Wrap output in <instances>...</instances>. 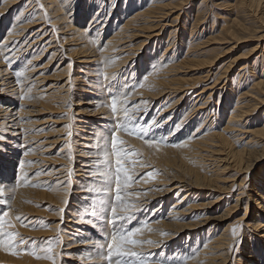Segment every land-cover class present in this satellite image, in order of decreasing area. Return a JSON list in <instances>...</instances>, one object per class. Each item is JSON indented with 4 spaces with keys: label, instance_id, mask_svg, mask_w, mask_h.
Wrapping results in <instances>:
<instances>
[{
    "label": "rangeland",
    "instance_id": "374dc122",
    "mask_svg": "<svg viewBox=\"0 0 264 264\" xmlns=\"http://www.w3.org/2000/svg\"><path fill=\"white\" fill-rule=\"evenodd\" d=\"M27 1L28 0H22L20 7L22 6L25 8ZM122 1L123 0H115L113 11L117 12L116 10L120 7ZM36 2V0H32L31 6L34 7ZM74 2L75 0H70V5ZM253 3H251V0H151L150 7H160L161 9L157 8L156 10H161V13H155L158 17L154 14H152L153 17H150L151 15L149 16V14L145 15L146 17L144 15H139L135 22L131 24L134 25L132 26L133 31H136L134 34L136 37L133 36L132 39H127L126 42V48H129V50L133 48L128 54H131V56L117 73L111 71L112 74L110 75L112 77L109 75L110 79L105 80L104 78L105 81L103 86L107 88L106 97H104L105 94L102 96L100 91L97 92L98 89L95 88L97 87L96 76L98 77L97 74L99 73L98 71L101 66L97 64V62L93 63L92 60H94L95 57L92 55L93 53L87 55L88 61L86 62L83 61L81 55L74 54L72 55L73 62L71 61L69 63L71 57H68V54L66 53L73 51L71 49L74 45L71 44H74V42L77 43V41L74 39L70 41V38H67L69 35L67 33H69L70 30L63 26L67 23V19H64V24L58 25V23H53L50 19L53 15L47 16V20L41 25L42 29L40 30L44 31L45 29L44 36L40 38L41 41L38 40L37 43H31L32 45L30 44V41L32 40L35 42L33 40L35 37L33 33L39 27L34 25L32 26L34 28L30 27L22 32V38H24L18 45H20L23 50H27L28 53L29 51L35 53L36 57L32 60H34L35 63L38 62V69L35 71L37 72V75L35 74L32 76L30 80L28 79L25 81L22 76L21 80L14 77V84L12 83L14 89L10 91V93L5 94V89L2 90V92L0 90V105L2 106L1 109H3V111H0V185L6 186V194L4 197H0V199L9 201L8 204L0 205V207H4L5 210L10 209V216L7 219L11 227L6 226V231L16 233L17 241L25 239L27 243L26 245L17 243L13 248H9L7 244L0 245V264H52V259L45 258L46 255L52 256L56 264H99V261L91 258L94 255V251L90 253L86 251V249H93V245L90 241L102 239L104 232L101 231V228L94 227L84 221L87 218L86 209L90 210L92 199H95L98 195L94 189H96L97 185L102 182L99 178L101 170L105 171L106 169H110L109 175L111 177L110 189L112 201L117 204L118 208H123L124 204L128 203L127 205H130L129 207H133L132 209H134L130 221L125 225L129 229H135L137 227L141 229L143 227L142 222L144 220H149L148 217L151 214V208L157 204V201H152L149 204H144L140 207L132 206L136 205L134 203L139 202L140 204L142 201L135 199L138 198L137 195H132V192L140 191L141 182L138 183L139 181L137 180L142 179L147 181V184H153V182H155L154 179L157 176H162L165 175V173H168L171 177L184 180L188 187L191 188L190 185L193 183V178L192 175L188 174L189 171H187L189 164H185V162L179 157L177 150H173L175 149L174 142L176 141L173 139L176 138V135L170 139L172 142L165 145L161 144L162 137L159 135V132H156L157 126L161 125V117L164 116V114H160L162 115L160 116L159 111L163 106L162 104L165 102L167 104L170 101L178 100L180 96L184 95V98H187L180 102L181 104L184 101V107L180 104L177 105V107H180L179 110L183 108L181 111L183 113L184 110L187 111L189 107H191L192 102H194L196 106L195 108H198V106H200L199 104L206 100L202 107L206 108V112L204 110V112L197 117L199 119H194L193 125H191L186 131L187 134H190L192 128H195V126L203 120L206 113L209 114L207 119L211 118V111L212 113L214 112V114L212 116L213 124L210 126L214 131L219 132L227 118V110H230V107L233 106L237 96L236 92L239 94V101L243 100L241 103L244 104L243 106L246 109L248 108L247 114L249 116L246 115L244 117L243 128L247 129L249 128L248 126L251 127L252 124H256L254 121L255 119L264 117V23L262 22L261 24V20L264 19V17H262L264 0H260L258 4L259 6L257 5L258 7ZM145 4H148V0H144L139 5L145 7ZM164 5H166V7ZM83 8H85V4L84 6L81 4V8L80 4H78V7H76L78 10H76V15H78L74 16V20L79 18V14ZM42 9H44L43 6L41 7V10ZM101 9H99V11ZM11 10L6 16V19L10 20V22L12 20L9 19L12 17ZM113 14L110 15L111 18L108 20L112 22V24H114ZM3 16H5V14H3ZM72 16L68 15L69 18ZM42 17L46 19L45 14H42ZM43 18L42 20H44ZM152 18L160 20L157 25L155 23L154 28L155 32L159 33L158 41L153 44L154 39H152L151 42L147 43L141 50H139L140 48H138L136 44H139V40L144 38V36H142L143 32L141 31H145L144 28L147 26L144 24L146 22L148 23L147 19L152 20ZM102 19L103 17L101 20ZM1 20L2 17L0 16V22ZM52 24H56L54 25L55 28H53ZM116 24L118 23L116 22ZM80 25L82 29L87 28L85 21ZM105 25L101 31L102 34H106L108 31L109 26L107 23H105ZM142 26L143 28H141ZM3 27L0 31V44H3L2 40L6 30L3 29ZM93 28L95 27L89 26L88 31ZM54 29L57 33H54ZM90 32L91 31H89V33ZM145 32L150 33L151 30L150 32L148 30ZM167 41H169L171 48L167 49ZM188 41L189 47H187V50L186 44H188ZM44 48L46 49L44 50ZM163 48H166L168 51L170 49V54L172 53L175 61L173 62L174 68L177 67V70L173 71V73L170 71L171 75L166 77L167 79H169V77L174 79L173 82H178L179 85H177L179 86V89L175 93H168L167 91V94H165L164 97L169 95L170 99L166 101L164 100L163 103L158 105L156 104L160 101L158 99L157 101H154L156 99H151L152 102L149 105L147 103H138L141 99L147 100V98L144 97L145 95H140V93H138L135 96L134 94L131 95V93L136 88L144 86V79L148 78L147 73L152 66L149 65V59L159 57L162 53L161 51H164ZM172 49L174 52H172ZM1 50L2 49H0V52ZM115 51L118 52L117 54H120L118 49ZM133 51L134 53L132 54ZM135 51L140 52L139 57L135 56V53H137ZM51 52H53V54L55 53V56L53 62L49 63V58L52 54ZM5 55L7 56V53H4V57L0 56V62L3 64H0V68L4 69L6 67L9 69L8 71H11L7 72L13 75L18 71L17 69L12 68L16 65L15 63H17V61L12 60V62L9 60L11 66L6 65L8 57H5ZM165 56L166 55L163 56V59H165ZM142 57H144L143 65L146 66L144 69H142L143 65H140ZM1 58H5L6 60H1ZM211 61H213V63ZM95 63L97 65H95ZM88 64H90L89 67H86L85 65L88 66ZM157 66L156 75H159V72L161 73L165 68L163 69L160 68L159 65ZM227 66L228 68H226ZM9 75L5 74L4 71L0 73V79H2L0 80V85H6L4 80L6 76ZM102 75L103 74L100 75L99 73V76H101L99 79H102ZM84 81L88 82L89 85H84ZM170 81L172 82V80ZM259 81L263 82L260 86L254 85ZM20 83H23L24 85L22 84L21 86ZM28 85L32 86V88ZM109 85H112V87L109 88ZM203 89H205L206 92L199 93ZM109 91L113 92L116 97L120 99V102L117 103V111L119 112L115 115L111 111V97L108 95ZM142 91L144 90L142 89ZM228 95H230L231 102L224 107L225 98ZM202 96H204V99ZM103 98H108V104L105 103ZM91 100H99V102L96 103L98 105L95 106V103L88 104L87 102H91ZM101 104H103V107ZM135 105H139V111L136 110L134 107ZM4 107L6 110H4ZM103 108L106 109L104 110ZM125 108L129 109L128 117H132L131 120H129L128 117L125 116V112H123ZM218 109V112L222 114L221 116L217 113ZM180 115L181 114L179 113L177 117L179 118ZM111 116L113 118H110ZM105 117L108 119L107 121L114 118L118 119L116 125H122V127L118 128L115 125L117 130L113 127L109 134L110 141H108V144L106 145V148L107 146L108 148L104 153L100 152L99 139L88 141L85 145L86 147L84 146L83 149L90 153H86L83 157L100 160L98 162L91 161L89 165L87 163L86 167H83L84 170L81 169L78 171L81 167V163L80 157L76 152V149L79 150L80 148V146L76 148L77 141L80 140L79 138L81 134L91 136V132L95 130L94 127H97V124L104 122ZM82 119L85 121H80ZM3 121L5 122L3 123ZM1 122L3 124H1ZM259 123L261 124V122ZM133 124L136 125V128H133ZM169 126L171 128L173 122H171ZM139 127H150L147 134H141L139 137L133 134L140 139V144L125 142V137L120 136V133H118L121 132L131 136V133H134ZM184 128L185 127L182 126V128L174 131V134H178L179 132L182 133ZM245 129H242L241 132L245 131ZM113 132H115L118 137L117 148L115 151L112 149L110 137ZM237 133L238 131L235 132L236 136L233 139L230 141L227 140L231 146L229 147L227 144H224V149L220 152L222 154L216 153L217 155L215 156L222 157L224 156V153H227V150L232 148H251V146H243L244 142L247 141L245 135L248 133L243 136L245 139L241 137L239 138V134L237 136ZM143 135H147L149 140L156 138V140L160 141V145L170 148L166 149V151L162 150L157 153V149L145 143V140L142 138ZM57 136H59L58 139L61 138L63 140L60 139V141H55ZM215 140L216 143H218V139L215 138ZM223 143L225 142L223 141ZM142 144L147 145H144L142 148ZM251 144L253 145V148L255 146V149L258 150V160L253 167L248 169V172L244 173L238 167L228 164L227 168H224L223 171L221 170L219 172L221 175L217 172L219 177H217L215 185L208 181V184H210L209 188L213 189H203L199 195L200 199L197 198L196 202L199 203L202 200L201 202L205 203L208 207L211 206L209 202H211L213 198L217 195H222L220 203L218 202V207L208 210L207 215H205L207 216V218H205L206 221L204 218H202V220L200 218L199 221L198 218L200 216L195 217L196 221H199V223L190 218L187 221H190L188 224L193 226V229L189 228L175 232L173 238L163 240L161 243L160 241L149 240L153 242V245L149 244V249L144 247V243L142 247L137 248V251L145 254L151 253L156 260H164L167 258L172 261V264H176V261L180 260L183 261V264H193L194 261H191V257L201 249L205 242L204 240H206L205 238L208 237L211 239L213 238L211 237L213 235L215 238V236H219L220 233L223 232L225 235L228 233L230 237L229 239L227 234L226 237H228L229 242L225 244L224 249L226 252L225 254L227 255L228 253V261L224 264H248L251 259L256 262L254 264H263L264 239L259 242L257 241L259 238H262L259 237L261 231L259 232V229L258 231L251 230V235H254L255 237L252 239H248V237L243 234L246 232L245 229L247 227L244 225L245 223L243 224V220H241L242 214L244 213V205L239 204L241 202L240 196L244 199V197L247 198V195L249 194H255L257 191V188H255L256 185L254 184L253 188L250 185L252 181H256L255 178L258 172L264 169V153L260 152L263 149L264 144ZM66 148L67 150H70V152H66L67 154L63 152V149L65 151ZM122 148L129 149L131 154L125 156L127 154H124L126 149L122 151ZM30 151H32L31 154L29 153ZM71 153L72 157L71 160H69V155ZM105 154H107V159H105ZM118 156L121 158L120 167L122 168L120 173L121 188L119 194L123 203L115 200V169L117 167L116 160ZM252 157H254V153L252 154ZM128 159L131 160L128 161ZM49 160L50 164L55 163L54 165L56 168H54L53 172L51 171L52 168H50ZM60 161L65 163V168L69 169L63 173L66 174L64 176L66 179V185L65 183L63 184L69 188V192L66 196L65 204L62 206L57 203V196L53 195L54 192L50 191L55 183L54 179L58 177L56 174L58 171L56 170L63 165ZM210 161H213L212 158H207L205 163L210 164ZM222 162L220 163L222 164ZM136 163L137 165H140L137 166ZM220 163L219 165H221ZM225 163L229 162L225 161ZM21 165L23 166L21 167ZM130 165L134 167L127 168L128 170L124 168L125 166ZM211 166L208 171H210V169L213 171L214 168L212 169ZM198 168L202 169L201 165H199ZM167 169L172 170L168 171ZM70 171L71 176H69ZM147 172L149 175H145ZM198 174L199 176L203 175L201 171H199ZM241 176H244L245 179L239 186L236 183L239 182ZM46 179H49L50 181L47 182ZM219 179H221V181ZM10 182L11 184L9 185ZM155 184L157 183L155 182ZM224 186H226L227 189L224 188ZM13 188L14 191L11 190ZM43 188L46 189L44 190L46 192H39ZM146 189H151V187H147ZM174 193L175 192H172V194L166 196L165 199L168 202L165 203L166 207L164 206L160 216L163 217L167 214L169 206L173 204V200L175 199ZM237 193L241 194L238 195L239 206H235V200L233 199L234 196H237ZM250 198L251 197H249V199ZM252 206L253 204H251V207ZM252 208L254 209L249 211V215L251 214V216H254L255 213L253 211L256 209L255 205ZM17 216L21 217V219L17 220ZM195 223H197L198 226L194 225ZM262 224L264 225V221H262ZM104 228L107 230V225H104ZM233 229H235V234L233 233ZM142 237L137 234L136 239L145 242V239H139ZM0 239H3V237H0ZM250 240H253L254 245L251 249ZM49 245L52 246V253L46 254L41 251L42 248H46ZM258 245H260L259 248H263L260 257L258 255ZM162 249L165 250L161 252ZM32 253H35V255ZM37 256L40 258H36ZM17 257H21L19 258L20 260Z\"/></svg>",
    "mask_w": 264,
    "mask_h": 264
},
{
    "label": "bare ground",
    "instance_id": "6f19581e",
    "mask_svg": "<svg viewBox=\"0 0 264 264\" xmlns=\"http://www.w3.org/2000/svg\"><path fill=\"white\" fill-rule=\"evenodd\" d=\"M36 1H37L36 5L34 6L35 8L33 6H31L32 0H28L26 2L25 8H23L22 6L20 7V4H21L22 0H0V16L2 17V20L0 22V26H1L0 31H1L3 26H4L3 29H6L5 30V34H4V38L2 40L3 44L2 43L0 44V49H2L0 54H2V52H3V54L0 55V56L4 57V53H7V56L5 55V57H8L7 58L8 62L6 61V63H7L6 65H10L9 60H11V61L12 60L13 61L16 60L17 63L14 62L16 65L14 66L12 64L14 66L12 68L18 70V71L15 70L16 71V72L14 71L15 74L12 75V74L8 73V72H11V71H8L9 69H7L6 67L4 69L0 68V73H2L4 71L5 74H8V75L10 74L9 76H6V78L4 80L5 81L4 83H6L7 86L5 85L6 86L5 87L3 85H0L1 92H2V90L5 89L4 90L5 94L10 93V91H12L14 89V87H13V84H14L13 78L14 77L15 78L17 77L16 79H18V80H21V78L23 77L24 78L23 80L26 81L28 79L30 80L31 77L34 76L37 73L35 71L38 69V67H37L38 62L35 63V61L32 60V59H34L36 57L35 53L32 52V51H29V53H28L27 50H23L22 47L20 45H18V44L24 38V37L22 38V32L26 31V29H29L30 27H32L34 25H37L39 28H37L35 30V32L33 33V35L35 36L33 40L35 42H33L31 40L32 42L30 41V44L31 43H37L38 40L41 41L40 38L43 37L44 34H45V29H44V31H40L42 29L41 25L44 23L45 20H47V16L53 15L50 19L52 20L53 23H58V25L59 24H64L65 23L64 19H67L66 20L67 23L63 25L64 27H67L68 30H70V32L67 33V34H69L67 36V38L69 37L70 41H72V39L77 41V43L74 42V44H71V45H74V46H72V49H71L73 51L70 52V53H66V54H68V57L69 56L71 57V60L69 61V63L73 60L72 59L73 58L72 55H74V54L75 55H81L83 61L86 62V61H88V56L87 55L93 53L92 55L95 56L94 57L95 61L94 60H92V61H93V63L97 62V64H99L101 66L99 68L98 72L100 73V75L103 74L102 75V79H99V78H101V76H99V73L97 74L98 75V77L96 76V78H97L96 79L97 80V82H96L97 87H95V88L98 89L97 92L100 91V94H102V96L105 94L104 97H106L107 88L104 87V90H101V85H104V81L106 80V79L104 80V78L106 76L109 77V75L112 74L111 71L113 73H117V71L123 66V64L124 65L126 64V62L129 60V58L131 56V54L130 55H128V54L130 53L129 52L130 50H133V48H131L130 50H129V48H126L127 39H132L133 36H135L134 34L136 33V31L134 30L135 31L134 32L133 28H132V26H134V25H131V24L133 22H135V20L139 17V15L140 16L141 15L145 16V15L149 14V16L151 15L150 17H153L152 14L156 15L155 13H161V10H156L157 8L161 9L160 7H157V6L156 7H150L151 0H148V4H145L146 5L145 7H141L139 5L144 0H123L121 2L120 7H118V9L116 10L117 12L113 11V4H114L115 0L114 1H109V2L107 0H81V1L75 0V2L72 5H70V0H36ZM106 1L108 2V5H107ZM259 2H260V0H251V3L255 4L256 6L259 4ZM78 4H80V8H81V4H83V6L85 4V8H83L81 13L79 14V18H77V20H74V16L76 15V10H77L76 7H78ZM255 5H253V6H255ZM40 6L41 7L43 6L44 9L41 10ZM164 6L166 7V5H164ZM92 8H94V9H92ZM99 9H101V10L99 11ZM10 10L12 11V17L9 18V19H12L11 22H10V20L6 19V16L9 13ZM167 11H169V10H167ZM67 12H68V14H67ZM3 14H5V16H3ZM42 14H45L46 19L43 18L44 16L42 17ZM111 14H113V17H114V21H113L114 24H112V22L108 21L109 18H111L110 17ZM68 15H70V16L73 15V16L71 18H69ZM102 17H103V19L101 20ZM262 17H264V4H263V10H262ZM42 18L44 20H42ZM150 19L149 20L147 19L149 24L147 22L146 23L148 25L146 23L145 24L143 23L147 27L144 26V25L143 26L146 27V28H144L145 31L148 30L150 32V30H151V32L150 33H146L144 30L141 31V32H143L142 36H144V38L139 40V42H138L139 44H136L137 47L140 48L139 50H141L144 45H146L147 43L151 42L152 39H154L153 44H155L158 41L159 33L155 32L154 28H155V23L157 25V23H159L160 20L159 19L157 20L156 18H154L155 20L153 18H152V20H150ZM83 21H85L86 24H87L86 25L87 28H85V29H82L80 27L81 26L80 24ZM116 22L118 24H116ZM262 22L264 23V19L261 20V24H262ZM50 23H51V21H50ZM105 23H107V25L109 26L108 31L106 33L107 35L101 33ZM54 25H56V24H52L53 28H55ZM89 26L95 27L92 30H89V31H91L90 33L88 31V27ZM143 26L141 28H143ZM60 27H61V25H60ZM32 28H34V27H32ZM136 30H137V28H136ZM53 31H54V33H57V32H55V29ZM126 33H128V34H126ZM63 41H66V40H63ZM135 43H137V42H135ZM166 45H167V49L171 48L170 44H169V41H167ZM187 47H189V41H188V44H186V48ZM45 49L46 48H44V50ZM117 49L120 51V54H117L118 52L115 51ZM57 50H55V51H57ZM163 50L164 51H161L162 53L159 55V57H156L155 59L150 57L151 59H149L150 60L149 61V65H152V66H151L149 72L147 73L148 74L147 75L148 78L144 79L145 83H143V84H144L145 87L141 86V87H138L135 90H133V92L131 91L132 92L131 95L134 94L136 96V94L140 93V95L144 94L145 95L144 97L147 98V100L146 99L145 100L141 99L138 103H143V104L147 103L149 105L152 102L151 99H156L154 101H157V99H158L160 101H158L157 103L155 102L158 105L160 103H163L164 100L166 101V100L170 99L169 95H166L164 97V95L167 94V91H168V93H175L179 89L178 82L177 83H176V81L173 82L174 79H172L170 77H169V79H167V77H166V76H170L171 75L170 71H172L171 73H173V71L177 70V67L174 68L173 62H175V61L173 59L172 53L170 54V49L168 51V50H166V48L165 49L163 48ZM187 50H188V48H187ZM135 52H137V53H135V56L139 57L140 56L139 55L140 52L139 51H135ZM172 52H174V50ZM51 53L52 54L50 55L49 63L53 62V59H54V56H55V53L54 54H53V52H51ZM133 53H134V51L132 52V54ZM164 55H166L165 59H163ZM4 59L5 58H1V60H4ZM141 59L142 60L140 62V65L142 66L144 57H142ZM201 60H203V59H201ZM92 61H90V62H92ZM211 62L213 63V61H211ZM196 63H197V61H196ZM0 64H2V63L0 62ZM97 64L95 63V65H97ZM4 65H5V63H4ZM89 65L90 64H88V66L87 65H85V66L89 67ZM157 65H159L160 68H163V69L165 68V70H163L161 73L158 71L159 75H156L157 67H158ZM144 68H146V66L143 65L142 69H144ZM226 68H228V66ZM81 71H83V70H81ZM225 72H226V70H225ZM161 76H165V77H161ZM108 79H110V77ZM0 80H2V79H0ZM170 80H172V82ZM34 82H35V80H34ZM123 82H124V80H123ZM64 83H66V82H64ZM261 83H263V82L259 81V82H256V84H254V85H256V86L259 85L260 86ZM20 84L22 86L23 83H20ZM123 84H125V83H123ZM84 85H89V84H88V82L84 81ZM90 85H91V83H90ZM29 87L32 88V86H29ZM150 87H153V88H150ZM142 89L144 91H142ZM15 90H18V89H15ZM29 90H30V88H29ZM121 91H120V93H121ZM204 92H206L205 89L201 90V92H199V93H204ZM236 93H237L236 94L237 96L235 98L233 106L230 107V110H227L228 111L227 118H226V120L224 118L225 121H224L223 127H221L219 132L214 131L213 128L210 126L211 124H213L212 116L214 114V112L212 113V111H211V118L207 119L209 114L206 113V115L203 118V120H201L197 124V126H195V128H192L191 133L190 134L186 133L188 128L191 125H193L194 119L197 118L206 109V108H202L203 104L205 103L206 100L204 102L200 103L199 104L200 106H198V108H195L196 106H195L194 102H192L191 103V107H189V109L187 111L184 110L183 113L181 112L183 110V108L179 110L180 107H177V105L180 104V102L183 99L187 98V97L184 98V95L180 96L178 98V100H173V101H170L167 104H166V102L164 104H162L163 106L160 108L159 115L160 114H164V116L161 117V121L162 122H161L160 126H157L156 132L160 133L159 135H161V137H162L161 138V141H162L161 144H165V145H168L170 142H172V140L170 141V139H172L176 135V138L173 139L174 141L176 140L175 142L173 141L175 143V145H174L175 149H173V150H177L178 155L181 158V160L183 162H185V164L186 163L189 164V168H187V171H189V173H188L189 175H192V178H193L192 182L193 183L190 185L191 188H189L187 183L184 180L178 179V178H175V177H171L170 175H168V173H165V175H162V176L161 175L157 176L154 179L157 184H155V182H153V184H147V181H145V180H142V179L141 180H137V181H139L138 183L141 182V184H140L141 187L139 189L140 191L132 192V195L133 196L137 195L138 198H135V199H139V200H142V201H141L140 204H139V202H137V203H134L136 205H132V206H135V207L139 206L140 207V206H142L144 204L145 205L149 204L152 201H157V204L155 206H153V208H151V214L148 217L149 220H144L142 222V224H143L142 226L143 227L141 228V232L138 233L139 236H141V237L143 236L142 238H139V239H145L146 240L145 241V246H144V247H146V249H149V244L147 243V241H149V240L160 241V243H161L163 240H169V239L173 238L175 232H179V231H182V230H185V229H189V228L193 229V226H190L188 224V223H190V221H187L188 219L191 218L194 221H196L195 217H199L200 216L198 218V220L200 221V218H201V220H202V218H204V219L207 218V216H205V215H207L209 209H214V208L218 207V202L220 203V200L222 199V197H221L222 195H217L215 198H213L212 201L209 202V204L211 206H208V207L205 205V203L201 202L202 200L199 203L196 202V201H197V198L200 199L199 195L201 194L203 189H208L209 188L210 184H208V181L211 182V184L215 185L216 179H217V177H219L218 173L221 170L223 171L224 168H227L228 164L229 165L230 164L234 165V167H238L240 170H242L245 173V172H248L249 171L248 169H251V167H253V165L257 162V160H258V154H257L258 150L255 149V146L253 148V145L251 143H253L255 145L262 144V143L264 144V117L255 119L254 121L256 122V124H252L251 127L248 126L249 128H247V129L243 128V121H244V117L246 115H248L247 114L248 113V108L246 109L243 106L244 104L241 103L243 100L239 101V99H238L239 98V94H238V92H236ZM228 96L225 98L224 107H226L228 105V103L231 102L230 101V95H228ZM203 97L204 96H202V98ZM107 99L103 98L105 103H107ZM118 99L119 98H117V100ZM97 102H99V100H91V102H87V103L88 104L89 103H95L96 104ZM119 102H120V99L118 100V103ZM97 105L98 104H96L95 106H97ZM101 105L103 107V104H101ZM180 105H182V106L185 105L184 101ZM218 105H220V104H218ZM122 106H123V104H122ZM106 107H107V105H106ZM1 108H2V106L0 105V111H3V109H1ZM4 110H6V108ZM7 110H8V108H7ZM218 111H219V109L217 110V113H219ZM117 112H119V111H117ZM205 112H206V110H205ZM179 113L181 115L178 118L177 116H178ZM128 114H129V112H128ZM219 115L221 116L222 114L219 113ZM160 116H162V115H160ZM110 118H113V117L111 116ZM114 119H109V121H107L108 119H106V117H105L104 122H101V124L99 123V124L96 125L97 127H94L95 130H93V132H91V136L90 135L89 136L88 135H83V134L80 135V138H79L80 140L77 141V145H76V148H78L79 146H80V148H79V150L75 148L76 152H77V155H79V157H80V163H81L80 166L82 167V168L78 167L79 168L78 171L83 169V167L85 168L87 163L89 165V163H91V161H97L98 162L100 160V159H95V160L94 159H88L86 157H83V155H85L86 153L87 154L90 153L89 151H84L83 148H84V146L86 145V143L88 141H94V140H98L99 139V141H100V152L104 153L106 151V149L108 148V146L106 148V145L108 144V141H110L109 140V134L111 133L113 127L116 129V126H117L116 124L118 122L117 121L118 119H116V118H114ZM152 119H153V117H152ZM197 119H199V118H197ZM172 120H174V121H172ZM80 121H85V120L82 119ZM4 122L5 121H3V123ZM110 122H111V124H110ZM171 122H173V126L170 128L169 124ZM259 122H261V124ZM3 123L1 122V124H3ZM182 126L185 127L183 132L182 133L179 132L178 134L175 132L176 134H174V131H176L179 128H182ZM106 128H107V130H106ZM242 129H245V131L241 132ZM123 130H125V129H123ZM211 130H213V131H211ZM125 131H127V130H125ZM236 131H238L237 136L239 134V138L240 137L243 138V136L246 133H248L247 135H245V138L247 137V141L244 142L243 146L244 145L249 146V147L251 146V148H247V147H246V149H245V147H243L241 149L232 148L230 150H227V153H224L223 154L224 156H222V157L221 156H215V155H217L216 153H220L224 149L223 148L224 144H227L229 147L231 146L227 140L230 141L231 139H233L236 136V134H235ZM118 133H120L119 134L120 136L125 137V139H124V140H126L125 142H127V143L132 142V144L133 143H137V144L139 143L140 144V139H138L135 135L132 134L131 136L130 135L128 136V135H126L124 133H121V132H118ZM58 138H59V136L56 137L55 141H60L61 138L60 139H58ZM215 138L218 139V143H216ZM245 138H243V139H245ZM117 139H118V137H117ZM61 140H63V139H61ZM155 140H156V138H155ZM223 141L225 143H223ZM144 145H147V144H142L141 147L143 148ZM149 146H152L155 149H157L158 150L157 153H159L162 150L166 151V149L170 148V147H166V146L160 145V143L159 144H154V145H149ZM226 148H228V147H226ZM125 149H123L122 151H124ZM31 152L32 151H30L29 153L31 154ZM63 152H65V153L67 152L68 153V152H70V150H67V148H66L65 151L63 149ZM260 152L264 153V147H263V149ZM253 153H254V157H252ZM124 154H126L125 156H129L131 154V152H129V149H126V152ZM220 154H222V153H220ZM71 155H72V153L69 155V157H72ZM165 156H167V155H165ZM207 158H212L213 161H210V164L209 163L207 164V163H205V160ZM50 160H49V165H50V168H52L51 171L53 172L54 168H56V167L54 165L55 163H51L50 164ZM69 160H71V159L69 158ZM129 160H131V159H128V161ZM225 161H228L229 163H225ZM220 162H222V164ZM61 163H63V165H61V167L58 166L59 168L56 170V171H58L56 173L58 175V177H56L54 179L55 183L52 186V190L50 189V191L54 192L53 195L57 196V201H58L57 203L62 206L63 204H65L66 196H67V194L69 192V190H68L69 188H67V186H65L66 185V179L64 178V176L66 174H63V173L68 171L69 169L65 168V163L64 162H61ZM129 163H131V162H129ZM137 163H136V165H137ZM219 163L221 165H219ZM164 164H166V163H164ZM139 165H137V166H139ZM199 165H201L202 169L198 168ZM141 166H144V165H141ZM210 166L212 167V169L214 168L213 171H211V169H210V171H208ZM46 167L48 169H50L48 166H46ZM133 167L134 166L130 165V166H125L124 168L126 170H128L127 168H133ZM238 168H237V170H238ZM167 170L170 171L172 169H167ZM102 171L103 170H101V172ZM199 171L202 172V174H203L202 176H199V174H198ZM242 171H240V172H242ZM41 173H38V174H41ZM145 175H149L148 172ZM175 176H176V174H175ZM244 179H245V177L241 176V178H240L238 183L234 182L235 180L232 181V182H234V183H236L237 185L240 186ZM255 179H256V181H255L256 183L252 181L250 186L253 188V185L255 184L256 185L255 188H257V191L255 192V194L253 193V195H250V194L247 195V198L244 197V199H242L241 198L242 196H240L241 202L239 204H243L244 205V213L242 214L241 220H243V224L245 223L244 225L247 227L245 229L246 232L243 233V234L246 237H248V239H252V238H255V237H254V235H251L252 234L251 230L258 231V229H259V232L261 231V233L259 234V237H262L261 239L259 238L257 240L259 242V241L264 239V229H261V228H264V225L262 224V221H264L263 220L264 219V169H262L261 171L258 172V174H257ZM219 180L221 181V179H219ZM46 181L49 182L50 180L46 179ZM63 183H65V185ZM10 184H11V182L9 183V185ZM100 184L101 183H99L97 185V187H99ZM207 184H208V187H207ZM218 185H219V183H218ZM147 187H151V189H146ZM224 188H226V186H224ZM16 189H18V188H16ZM130 189H132V188H130ZM209 189H211V188H209ZM44 190H46V189L43 188L39 192H46ZM172 192H175L174 193L175 199L173 200V198H172L173 204L169 206L167 214L162 217V216H160V213L163 210L164 206L166 207L165 203L168 202V201H166L165 198H166L167 195L172 194ZM220 192H222V191H220ZM129 193H131V192H129ZM241 194H242V192H241ZM241 194L237 193V196H234L233 199L235 201L234 200L233 201L235 202V206H237V205L239 206V204H238V200H239L238 195H241ZM94 195H96V194H94ZM128 195H130V194H128ZM249 197H251V198L249 199ZM127 204H124V206L127 205ZM251 204H253V206L255 205V208H256L253 211L255 213L254 216H251V214L249 215V211L251 209H254V208H252L253 206L251 207ZM199 221H196V222L199 223ZM205 221H206V219H205ZM186 224H188L189 226L186 225ZM194 225L198 226L197 223H195ZM211 231H213V230H211ZM194 232H196V231H194ZM164 234H166V235H164ZM204 234H205V232H204ZM227 234L225 235L223 232H221L220 235L219 236H215V238H214V235L211 236V237H213L211 239L208 238V237L205 238L206 240H204L205 242L202 245L201 249L199 251H197V253L194 254V256L191 257V261H194L193 264H214V262H215V264H224V263H226L228 261V253H227V255L225 254L226 252H225V249H224L225 247L224 246H225V244L227 242H229L228 241L229 234H228V237H226ZM229 239H230V237H229ZM253 246H254L253 245V240H250V249ZM259 246L260 245H258V255L260 257L261 254H262L261 250L263 248H259ZM164 250L165 249H162L161 252L164 251ZM248 251H249V249H248ZM21 257H17V258L19 259ZM178 258H179V256H178ZM42 261H44V260H42ZM251 261L248 262V264L256 263L252 259H251Z\"/></svg>",
    "mask_w": 264,
    "mask_h": 264
},
{
    "label": "snow or ice",
    "instance_id": "6c2138e0",
    "mask_svg": "<svg viewBox=\"0 0 264 264\" xmlns=\"http://www.w3.org/2000/svg\"><path fill=\"white\" fill-rule=\"evenodd\" d=\"M105 79H108V77L106 76ZM111 87L112 85H109V88ZM101 90H104L103 85H101ZM108 95L111 97V111L115 115L117 113V97L111 91H109ZM134 107L137 111H139V105H135ZM124 112L125 116L128 117L129 109L125 108ZM128 119L131 120L132 117H128ZM117 127H122V125H118ZM150 127H139L131 134H135L139 137L141 134H147ZM133 128H136L135 124H133ZM142 138L145 140V143L149 145L160 143V141L155 139L149 140L147 135H143ZM111 146L115 151L117 148V136L115 132L111 134ZM69 158L71 159V157ZM105 159H107V154H105ZM116 165L115 200L121 201L119 193L121 188L120 173L122 168L120 167L121 158L119 156L116 160ZM22 166L23 165H21V167ZM109 171L110 169H106L99 174V178L102 182L99 187L94 189L98 195L95 199H92L90 210L86 209L87 218L84 221L94 227L101 228L104 235L100 240L90 241L93 245V249H86V251L90 253L94 251V255L91 258L99 261V264H172V261L167 258L164 260H156L151 253L145 254L137 251V248L142 247L145 243L144 241L136 239V236L141 232V229L139 227L129 229L125 226L126 223L130 221L131 216L134 213V209L127 205L123 208H118L117 204L112 201L110 189L111 177L109 175ZM69 176H71V171L69 172ZM5 188L6 186L0 185V197L5 196ZM11 190L14 191V188ZM8 202L9 201L5 199H0V205H6ZM9 216L10 209L5 210L4 207H0V237H3V239H0V245L7 244L9 248L15 247L17 243L26 245L27 241L25 239L17 241L16 233L6 231V226L11 227L7 219ZM16 219L20 220L21 217L17 216ZM104 225H107V230H105ZM233 233L235 234V229H233ZM147 243L152 244L153 242L147 241ZM41 251L46 254L52 253V246L49 245L46 248H42ZM32 254L35 255V253ZM36 258L40 257L37 256ZM45 258L52 259V264H56L52 256L46 255ZM176 264H183V261H176Z\"/></svg>",
    "mask_w": 264,
    "mask_h": 264
}]
</instances>
